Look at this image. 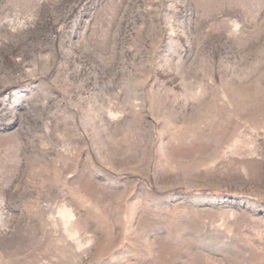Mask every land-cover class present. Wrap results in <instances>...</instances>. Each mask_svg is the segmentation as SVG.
I'll list each match as a JSON object with an SVG mask.
<instances>
[{"label":"rangeland","instance_id":"374dc122","mask_svg":"<svg viewBox=\"0 0 264 264\" xmlns=\"http://www.w3.org/2000/svg\"><path fill=\"white\" fill-rule=\"evenodd\" d=\"M0 264H264V0H0Z\"/></svg>","mask_w":264,"mask_h":264}]
</instances>
